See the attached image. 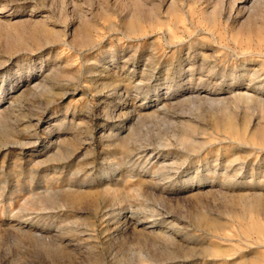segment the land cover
I'll return each instance as SVG.
<instances>
[{
  "label": "rangeland",
  "instance_id": "rangeland-1",
  "mask_svg": "<svg viewBox=\"0 0 264 264\" xmlns=\"http://www.w3.org/2000/svg\"><path fill=\"white\" fill-rule=\"evenodd\" d=\"M263 213L264 0H0V264H264Z\"/></svg>",
  "mask_w": 264,
  "mask_h": 264
},
{
  "label": "bare ground",
  "instance_id": "bare-ground-1",
  "mask_svg": "<svg viewBox=\"0 0 264 264\" xmlns=\"http://www.w3.org/2000/svg\"><path fill=\"white\" fill-rule=\"evenodd\" d=\"M252 54V53H251ZM249 96V95H248ZM249 99H250V97H249ZM228 121V123H229V119L227 120ZM230 124V123H229ZM254 202V201H253ZM255 203V202H254ZM260 206V205H259ZM132 208V207H131ZM264 214V213H263Z\"/></svg>",
  "mask_w": 264,
  "mask_h": 264
}]
</instances>
